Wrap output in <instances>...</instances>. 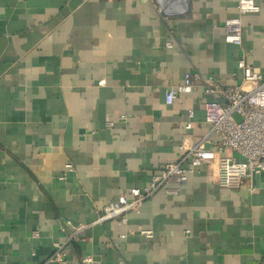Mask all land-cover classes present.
Instances as JSON below:
<instances>
[{
    "label": "crops",
    "instance_id": "crops-1",
    "mask_svg": "<svg viewBox=\"0 0 264 264\" xmlns=\"http://www.w3.org/2000/svg\"><path fill=\"white\" fill-rule=\"evenodd\" d=\"M253 1L259 11L239 16L238 0H0V264H44L66 221H93L208 135L201 87L164 101L185 74L222 90L241 83L239 62L264 77V0ZM237 17L238 47L222 29ZM217 177L214 160L125 225L87 230L66 264H264V173L234 191Z\"/></svg>",
    "mask_w": 264,
    "mask_h": 264
},
{
    "label": "built area",
    "instance_id": "built-area-1",
    "mask_svg": "<svg viewBox=\"0 0 264 264\" xmlns=\"http://www.w3.org/2000/svg\"><path fill=\"white\" fill-rule=\"evenodd\" d=\"M258 11L259 8L253 0L237 2L239 16ZM222 29L225 43L237 47L241 45L243 25L238 17L225 20ZM165 47L171 48L172 45L168 43ZM238 68L241 72V83L225 90L210 75L203 77L187 73L181 84L169 86L164 91L167 105H171L181 95L194 92L197 87H201L203 93L210 96L211 99L203 104L202 110L204 122L209 127L208 135L216 137L215 144L205 147L207 135L192 146H181L177 160L165 165L152 178L148 187L129 189L125 195L106 204L91 222L73 224L66 221L61 229L65 240L55 245L52 255L44 264H66L64 249L67 244L80 240L87 230L109 221H118L120 225H125L127 215L139 214L142 204L159 189L170 183L184 184L201 166L214 160L218 164V186L224 190H237L254 176L264 173V77L254 73L243 62L238 63ZM187 117L185 129L189 130L190 120L193 118L192 110L187 112ZM112 126V122L106 124L107 128ZM167 192L174 193L169 190ZM138 233L145 238L152 237L151 231L139 229ZM120 238L125 239L126 235ZM82 264L97 262L91 256H85Z\"/></svg>",
    "mask_w": 264,
    "mask_h": 264
},
{
    "label": "water",
    "instance_id": "water-1",
    "mask_svg": "<svg viewBox=\"0 0 264 264\" xmlns=\"http://www.w3.org/2000/svg\"><path fill=\"white\" fill-rule=\"evenodd\" d=\"M254 177H256V176H254Z\"/></svg>",
    "mask_w": 264,
    "mask_h": 264
}]
</instances>
